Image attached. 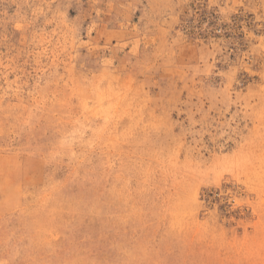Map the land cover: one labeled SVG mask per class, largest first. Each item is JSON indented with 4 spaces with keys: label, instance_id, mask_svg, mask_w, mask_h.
<instances>
[{
    "label": "rangeland",
    "instance_id": "rangeland-1",
    "mask_svg": "<svg viewBox=\"0 0 264 264\" xmlns=\"http://www.w3.org/2000/svg\"><path fill=\"white\" fill-rule=\"evenodd\" d=\"M0 264H264V0H0Z\"/></svg>",
    "mask_w": 264,
    "mask_h": 264
}]
</instances>
